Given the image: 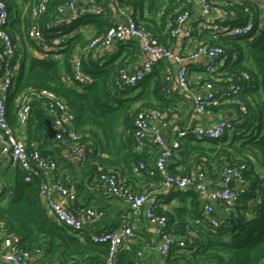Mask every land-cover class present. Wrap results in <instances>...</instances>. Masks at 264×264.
<instances>
[{"label":"trees","instance_id":"1","mask_svg":"<svg viewBox=\"0 0 264 264\" xmlns=\"http://www.w3.org/2000/svg\"><path fill=\"white\" fill-rule=\"evenodd\" d=\"M5 1L14 17L10 29L17 44L14 64L17 69L9 91L6 113L11 128L15 131L20 127L17 111L21 97L26 96L31 102L33 113L27 122L29 149L38 148L42 154L50 156L58 163V169L60 163L52 154L55 150H50L52 145L65 149L74 157L73 143L68 141L63 144L56 136L50 138L47 132V121L52 122V116L48 111L49 99L42 95V91H53L63 97L74 112L75 128L81 137L79 147L84 153L82 161L87 163V170L101 191L110 195L98 180L102 173L116 174L125 187L135 192L143 190L134 186V182L140 178L148 182L156 181L159 186L155 191L160 190L163 176L155 165L158 149L150 141L143 149L138 147L135 119L141 112L155 109L166 111L168 122L174 113L179 90L173 91L167 75L156 80L150 87L154 70L134 89L120 90V71L130 63L128 56L133 57L140 51L139 42L134 39L125 40L132 44L130 46L133 50L129 52L132 55L127 54L120 59V51L106 60L105 57L94 55V50L84 51L91 38L85 39L83 33L76 29L81 25L93 24L97 28L94 36L106 33L116 22L108 13L109 5L112 4L117 9L126 5L136 11L140 10L141 14L134 12V16L153 28L157 34H162L161 31L166 30L168 18L171 26L175 24L186 0H170L167 5L166 0L106 1L105 4H99L102 7L100 13H84L71 25L56 23L63 19L58 8L67 6L71 0H48L47 11L40 16L38 24L47 36L59 35L65 38L63 48L52 53L49 59L20 50V42L24 46L34 45L29 36L33 24L31 13L40 1ZM217 1L232 3L226 8L235 16L230 19L234 24L245 21L248 15L245 8L248 7L255 13L256 25L250 34L251 39L219 35L210 40L212 44L225 46L229 59L216 73H208V77L199 85L211 81L217 87L218 95H222L230 83L226 78L231 76L234 83L243 87L241 95L247 110L243 112L236 103L224 99L217 105H209V112L236 110L237 115L232 120L234 128L217 139L195 140L189 135L179 138L180 144L173 148L167 170L178 175H192L200 171L206 178H217L226 167L243 165L246 189L231 213L227 214L217 206L215 215L220 219V224L216 227L208 221L204 197L196 189L170 188L165 193H159L158 212L167 217V229L174 236L165 257L168 262L185 261L186 264H264V25H261L260 19L264 10L256 0ZM258 1L264 7V0ZM146 4L148 16L143 12ZM186 7L192 11L190 3ZM162 8L164 11H161ZM158 37L165 43L159 34ZM75 54L82 60V69L92 76L91 83L80 86L69 85L65 81L64 75L71 72ZM243 73H248L250 80L244 79ZM216 79L220 80L221 86H218ZM138 88L143 91L137 92ZM140 164H144L145 168L141 169ZM59 179L66 183L73 181L76 186L71 174H65ZM173 200L179 201L180 205L168 207ZM73 206L82 207L76 204V199ZM99 211L101 219L95 224V229L98 232L109 230L101 225L103 211ZM197 219L200 221L195 222ZM0 227L6 233L17 235L24 249L42 250V255L37 259L39 264H108L109 243L92 240L87 233L74 231L55 220L40 197L39 181L34 179L27 182L24 174L15 193L0 201ZM181 235L187 238L183 246L178 244ZM133 245L134 242L131 249L122 248L118 252V264H124L125 258L128 260L133 256L130 253ZM135 261L132 259L127 264Z\"/></svg>","mask_w":264,"mask_h":264},{"label":"built area","instance_id":"2","mask_svg":"<svg viewBox=\"0 0 264 264\" xmlns=\"http://www.w3.org/2000/svg\"><path fill=\"white\" fill-rule=\"evenodd\" d=\"M39 1L40 3L31 13L33 24L30 28L29 36L34 43L32 49L35 56L49 59L53 56L52 53L59 52L63 48L65 38L59 35L49 37L43 33L38 22L40 16L47 11L48 0ZM82 1L85 0H71L67 6H60L58 11L63 14V19L56 23L58 25L64 23L71 25L73 21L84 13H100L102 11V7L99 6V4H102L100 2H91L86 9H79L78 6ZM169 1L166 0L167 3ZM190 1L186 0V5ZM199 3L201 18L197 26L186 27L192 11L185 5L182 7L183 11L177 17L175 24L168 30L171 38L184 36L190 44H194L186 55L175 52L170 45L161 42L156 31L148 27L144 21L138 19L133 13H126L123 19L114 22L106 33L93 36L84 51L106 49L119 40H137L142 52L147 54V58L137 68H130V63L128 62L127 67L121 69L118 79L120 90L128 91L134 89L140 81L154 70L161 59H173L179 63L176 75L177 88L181 93L192 95L195 113L199 115L209 113V105H217L221 103L222 99L236 103L241 111L245 112L247 108L246 102L241 95L243 91L241 84L234 83L232 77L229 76L226 78L230 82L229 86L222 95H218V89L211 81H205L194 91L186 61L205 57L207 59L204 64L206 72L216 73L227 62L229 55L225 46L212 44L210 40L217 38L219 35L239 39L249 37L251 39L250 34L256 25L255 13L248 7L245 8V12L248 13L245 21L234 24L230 19L235 16L226 8L232 5L230 1L199 0ZM69 8L72 11L65 16L64 13ZM119 11L121 12L120 7ZM13 18V15L11 16L8 10L6 1L0 0V152L10 154L13 163L23 172L25 181L30 182L34 179L39 181L40 197L55 220L74 231L87 233L92 240L109 243L110 251L107 263L118 264L116 259L118 252L122 248L131 249L134 242L135 232L133 226L125 224L122 229L98 232L95 229V224L101 219L99 209L92 205L85 207L73 206L78 192L75 183L73 181L66 183L59 178L55 182H50L48 175L57 172L58 163L50 156L42 154L38 148H27L8 124L6 117L7 101L15 75L14 64L17 50L15 37L10 29ZM202 30L212 31L210 40L204 41L198 38L199 31ZM168 73L169 69H167L166 75ZM242 77L246 80L251 78L248 73H243ZM64 79L69 85L80 86L93 81L92 76L82 69V60L78 54L74 55L72 70L65 73ZM42 95L49 99L48 111L52 116L56 137L63 144L68 141L73 143L72 153L74 157L83 159L84 153L79 147L81 137L75 128L73 110L63 97L53 91L43 90ZM17 115L20 126L26 125L33 116L31 102L26 96H22L19 101ZM167 116L166 111L150 109L141 112L135 119V126L137 127L135 137L138 147L143 149L150 141L158 149L155 165L163 176L160 190L135 192L132 188L125 187L116 174L102 173L98 177L106 192L128 201L130 212L136 221L139 220L141 210L145 208L146 219L152 225L158 227L161 235L160 242L147 241L146 247L164 256L169 253L174 236L167 229V217L158 212L159 193H165L170 188L196 189L200 194L206 196L204 210L210 224L216 227L220 224V219L215 215L217 206H220L225 213H231L235 209L240 195L246 189V181L242 175L243 165L241 167H226L222 174L221 183L212 187H209L206 183V176L200 171H195L192 175H178L169 173L167 170V163L172 155V150L180 144L179 138L188 135L195 140L220 138L234 128V123L232 122L234 118H222L214 124L195 123L180 127L175 137L169 141L162 133V128L167 124ZM139 167L141 169L145 168L144 164H140ZM233 180L237 182L238 186L236 188L228 187L227 183ZM53 192L56 193V196L52 195ZM215 203H217V206ZM186 240L187 238L181 235L178 237V244L183 246ZM41 255L42 250L29 251L24 249L21 247L17 235L6 233L0 227V256L5 261L2 264H29L31 259H38ZM133 264L144 263L136 260Z\"/></svg>","mask_w":264,"mask_h":264},{"label":"crops","instance_id":"3","mask_svg":"<svg viewBox=\"0 0 264 264\" xmlns=\"http://www.w3.org/2000/svg\"><path fill=\"white\" fill-rule=\"evenodd\" d=\"M102 1V0H101ZM91 2H99L98 0H85L82 1L81 4H79V9H86L89 6V3ZM258 5L262 10H264L263 3L256 0ZM168 3L166 2L165 5ZM110 11L108 12L111 17H113L116 21H119L123 19L124 15L126 13H137L138 15L141 14V11H136L132 7L123 5L121 6V12L119 11V8H114L112 4H110ZM190 6L192 7V15L189 19V21L186 24V27L189 26H197L199 24L200 18H201V7L199 0H191ZM161 11H164V8H162ZM143 12L146 16H148V6L147 4L144 7ZM163 13V12H162ZM261 25H264V11H262L261 14ZM171 26V21L168 18V22L166 25V30L163 29L161 32L162 34L158 32L160 37L164 39L165 43L170 45L172 49L179 53L186 55L190 49L193 48L194 44H190V42L184 37V36H178L177 38H168L167 37V30ZM77 32L83 33L85 36V39L92 38L96 32L97 28L93 24H85L79 26L77 29ZM75 30V31H76ZM198 38L202 40H210L212 37V31L209 32L208 30H202L199 31ZM75 33V32H74ZM72 35V34H70ZM201 35V36H200ZM130 42H126L125 40L117 41L110 45L106 49H97L94 50L97 55V57H105L106 60L108 58H112L117 55L118 52H120L119 56L120 59H123L124 56L127 54H130L129 52L133 50V47ZM20 50L23 52H26V54L29 55H35L34 51L32 49V46L30 44H26L24 46V43L20 42ZM132 55V54H130ZM130 57L131 61L129 64V67L134 69L141 65V63L147 58V54L142 52L140 49L139 52L135 53ZM119 59V60H120ZM205 57H200L198 59L194 60H187L186 64L189 69L191 82L193 90H197L199 87V84L201 81L206 79L208 77V72H206L204 64L206 62ZM63 64V60H62ZM61 64V65H62ZM157 66L154 68V76L151 79L152 85H154L155 81L158 79H162L166 77L167 69H169V73L167 76L169 77V84L171 85L174 92L178 91L177 84H176V75L179 69V63L176 62L173 59H161ZM17 69V67L15 68ZM217 80L218 86H221V83L219 82V79ZM149 89V88H148ZM146 89V91H149ZM141 88L137 89V92H141ZM143 91V90H142ZM145 92V91H144ZM179 95L176 96L175 100V107H174V113L170 116L167 124L162 128V133L165 136V138L169 141H171L180 127H184L186 125L195 124V123H202V124H214L218 120L222 118H229L234 117L237 115V111L230 109V110H219V111H213L209 112L204 115H199L195 113L194 106H193V100L191 94H184L180 91ZM48 132V127H47ZM15 133L17 136L23 141L25 146L29 148V136H28V129L27 124L20 126L15 129ZM56 147V148H55ZM53 149L55 151H52V154L56 160L60 163L59 169L56 173H51L48 175L50 182H55L57 178H60L61 176L65 174H71L76 182V187L78 188L77 197H76V204L79 206H86V205H92L96 207L97 209H100L103 211V217L101 220V225L109 230L112 229H122L123 225H132L135 232L134 237V245L133 249L130 253H133L132 257L127 260V258L124 259V264H127L128 261L135 259L140 260L144 264H186L185 261L181 262H168L166 257L160 253H158L155 250L149 249L146 247V242H160L161 241V235L159 233L158 227L152 225L145 217V211L143 208L140 212L139 220L136 221L135 217L132 216L130 212V206L128 201H126L123 198H117L113 195H108L101 191L99 189L94 181L92 174L89 173L87 170V163L82 161V159L71 156L65 149H62L61 147H58L57 145H52L50 150ZM139 176V175H138ZM23 173L21 169L15 165L10 157L9 153H1L0 152V201L6 200L15 193L17 188L20 186V183L22 181ZM222 175H220L217 178L208 177L206 178V183L209 185V187L218 185L221 183ZM134 186L137 188H141L143 190H155L158 188V183L156 181L148 182L145 178L141 180L138 179L136 182H134ZM76 188V189H77ZM52 195L56 196V193L53 192ZM204 197V201H206V196L201 194ZM180 205L179 201L173 200L171 204L168 205V207L177 206ZM217 206V203H215ZM136 221V222H135ZM200 220L197 219L195 222H199ZM121 260V259H120ZM5 261L0 256V264L4 263ZM29 264H39L37 259H31L29 261ZM47 264V263H43Z\"/></svg>","mask_w":264,"mask_h":264},{"label":"water","instance_id":"4","mask_svg":"<svg viewBox=\"0 0 264 264\" xmlns=\"http://www.w3.org/2000/svg\"><path fill=\"white\" fill-rule=\"evenodd\" d=\"M100 3L102 4H105L104 1H101V0H98ZM82 2H80L81 4ZM72 11V9H67L64 13L65 16H67L70 12ZM229 119H233V117H229ZM48 123V135L50 138H54L56 136V130L55 128L53 127V124L50 120L47 121ZM227 186L230 187V188H236L238 186L237 182L235 180L227 183Z\"/></svg>","mask_w":264,"mask_h":264}]
</instances>
